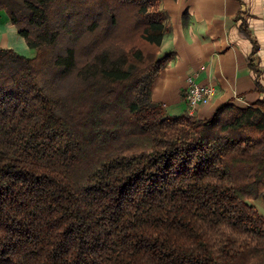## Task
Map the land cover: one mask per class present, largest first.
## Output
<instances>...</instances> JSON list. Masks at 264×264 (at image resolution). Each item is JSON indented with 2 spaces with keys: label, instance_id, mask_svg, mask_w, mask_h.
Masks as SVG:
<instances>
[{
  "label": "trees",
  "instance_id": "trees-1",
  "mask_svg": "<svg viewBox=\"0 0 264 264\" xmlns=\"http://www.w3.org/2000/svg\"><path fill=\"white\" fill-rule=\"evenodd\" d=\"M160 0H0V264H264V102L152 97Z\"/></svg>",
  "mask_w": 264,
  "mask_h": 264
},
{
  "label": "crops",
  "instance_id": "crops-1",
  "mask_svg": "<svg viewBox=\"0 0 264 264\" xmlns=\"http://www.w3.org/2000/svg\"><path fill=\"white\" fill-rule=\"evenodd\" d=\"M167 30L161 52L173 53L155 80L152 97L170 114L190 110L188 78L210 84L215 95L194 114L210 117L217 106L264 102V0H160ZM0 47L33 55L6 10H0Z\"/></svg>",
  "mask_w": 264,
  "mask_h": 264
},
{
  "label": "built area",
  "instance_id": "built-area-1",
  "mask_svg": "<svg viewBox=\"0 0 264 264\" xmlns=\"http://www.w3.org/2000/svg\"><path fill=\"white\" fill-rule=\"evenodd\" d=\"M215 95V88L210 84H202L196 81L195 76L188 78L187 99L191 114L202 104H207Z\"/></svg>",
  "mask_w": 264,
  "mask_h": 264
},
{
  "label": "rangeland",
  "instance_id": "rangeland-1",
  "mask_svg": "<svg viewBox=\"0 0 264 264\" xmlns=\"http://www.w3.org/2000/svg\"><path fill=\"white\" fill-rule=\"evenodd\" d=\"M30 49H31V52H34V50H33L32 48H30ZM33 54H34V53H33ZM256 205H257L258 209H259L262 213H264V201H263V199L259 198V199L256 201Z\"/></svg>",
  "mask_w": 264,
  "mask_h": 264
}]
</instances>
